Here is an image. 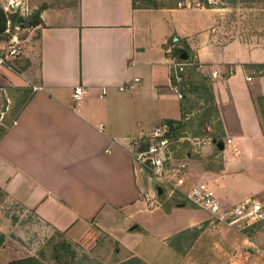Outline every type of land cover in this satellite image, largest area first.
Returning a JSON list of instances; mask_svg holds the SVG:
<instances>
[{"label":"crops","instance_id":"1","mask_svg":"<svg viewBox=\"0 0 264 264\" xmlns=\"http://www.w3.org/2000/svg\"><path fill=\"white\" fill-rule=\"evenodd\" d=\"M32 1L38 7L46 4L39 13L41 23L30 26L20 55L9 59H22L19 65L25 67L16 68L9 60L0 65V94L14 105L7 113V124L0 123L4 127L0 134L1 206L8 202L21 205L80 248L95 246L102 233H110L114 240L112 225L117 216H125L126 234L140 229L149 234L131 218L141 208L147 175L135 163L129 142L162 121L181 118L178 96L170 88L169 63L175 57L167 37L173 28H179L181 36L170 42L182 39L178 48L188 47L192 59L204 67L199 72L207 76L218 72L210 77V84L224 147L218 149L211 134L182 135L172 144L184 138L190 145L195 138L209 139L200 156L219 151L222 172L229 158L240 154L255 169L253 164L264 161V120L256 102L264 96V68L256 66L264 65V45L251 44L238 34L225 39L224 6L198 7L200 19L178 20L174 12L185 8L173 0L140 6L139 0ZM248 1L264 2L220 0L229 5ZM134 77L140 78L136 88L118 89ZM33 86L42 89L33 90ZM76 86L84 90L78 100L72 97ZM174 151L170 156L180 158ZM193 152L194 148L185 151L188 170L178 183L180 191L207 177L213 186L219 181L209 169L191 171L197 162ZM215 195L219 201L217 191ZM2 210L0 218L7 224ZM172 212L171 207L163 209L165 216ZM200 222L168 230L149 249L144 246L138 256L149 264H171L176 253L168 246V238L179 230L199 227ZM171 226L168 222L164 229ZM0 232L5 235L0 264L23 257L8 256L16 247L7 242L1 223Z\"/></svg>","mask_w":264,"mask_h":264},{"label":"rangeland","instance_id":"2","mask_svg":"<svg viewBox=\"0 0 264 264\" xmlns=\"http://www.w3.org/2000/svg\"><path fill=\"white\" fill-rule=\"evenodd\" d=\"M166 1L171 2L172 0ZM174 1L178 3L184 0ZM194 1L199 2L203 7H225V14H222V30L225 32V39L228 40L238 34L247 38V42L251 44L264 45V2L248 1L229 5V3H221L220 0ZM142 2L146 3L148 0H139L138 5H142ZM154 2L160 3L159 0H152L150 4L152 5ZM0 7L9 16L14 14L24 16L25 23L23 25L25 26H19L20 30H18L17 34V38L23 40L20 41L23 46L25 43L24 39L29 37L30 33V26H27V23L38 6L32 0H0ZM200 13L201 10L199 8H185V10L179 8L174 12V15L177 16L178 20H183L187 17L200 19ZM14 33L15 30H10L7 33L9 37H5V40L1 39L0 44L7 46ZM170 33L171 35L167 37L170 41L173 35L181 36L179 28H173ZM246 34H250L253 37ZM170 41L169 43L172 44V47L178 48L182 44V39L178 43H171ZM17 60H9L7 63L19 68L24 63L19 65V61H22V59ZM172 93L175 94V92ZM177 99L180 103L183 101L181 98L177 97ZM197 104V107L200 106L199 101ZM13 106V104L6 102L3 93L0 94V123L7 124L5 119L7 118V113L13 111ZM197 107L193 108L191 117H195L200 113L201 110L197 109ZM208 124V131L215 132L216 120L211 119ZM191 134L192 132L188 130V133L183 134V136L192 138ZM184 139L169 146L172 150H175L174 153L177 156L183 157L186 150L193 148L190 142L184 144L183 141H186ZM229 144L227 143V145ZM203 148L204 146L201 149ZM201 149L193 152L197 162L196 168H192L191 171L209 169L212 175L216 174L219 181L215 183L214 190L217 191V196L221 204H223V208L234 205L233 202L244 197L255 198L264 202V191L262 192L264 187V161L253 164V166H257V169H255L252 167V161L247 157H241L242 155L240 154V156L235 158H229L226 169L222 172L218 169V165L222 164V156L219 151L213 149L211 155L201 157ZM172 158L176 162L180 160L178 157V159ZM237 158H240L241 162H237ZM187 168L188 164L184 172L188 170ZM145 179L146 183L143 184V190L148 192V196L147 198L143 196L144 199L141 201L140 210L134 212L131 218L146 227L149 230V234L141 231V229L126 234L125 216H117L114 219V225H112L115 229L114 233H112L116 241H114L115 239L113 240L108 232L109 234L102 233L100 240L92 248H80L73 245L78 257L81 258L84 254L88 255V259L81 258L79 263L113 264L116 259L123 260L131 255L138 256L144 246H148L149 249L151 243L157 240L160 235L166 234L168 230L186 227L191 222H197L198 220L200 222L201 220L197 224L200 226L196 227L198 230L194 238H190L180 251H175L176 256H174L175 258H173L171 264H260L264 254V226L256 223L248 224L242 220L231 224L215 225L208 218L205 210L192 205L186 200H184L185 206L182 208L172 205L173 212L169 216H165L163 213L165 203L172 200V195L176 199H183L182 194L179 193V195L176 191L171 192L169 187L164 185L165 192L159 197L149 184V176ZM198 180V177L194 178V182ZM204 180L211 181L209 177L204 178ZM169 191L171 192L170 194ZM3 202V194L0 192V209L3 208L2 217L6 216L9 219V222L4 224L0 218V223L3 224L6 231L7 242L16 247V252L8 256H37L46 264H57L52 257L51 243L60 240L61 237L65 238L64 234L60 235L56 230L48 228L47 224L38 219L32 211L24 209L21 205L15 202H8L1 206ZM168 222L172 223V226L169 229H164V225L166 226ZM120 228H123V230ZM189 233L191 236L192 232ZM247 249H250V251ZM151 252L152 250L148 251V253ZM143 254L146 253L143 252Z\"/></svg>","mask_w":264,"mask_h":264},{"label":"built area","instance_id":"3","mask_svg":"<svg viewBox=\"0 0 264 264\" xmlns=\"http://www.w3.org/2000/svg\"><path fill=\"white\" fill-rule=\"evenodd\" d=\"M178 7L182 8H198L203 7L199 2L194 0H184L177 3ZM6 13V12H5ZM8 14L6 13V16ZM13 24V25H12ZM20 24L11 22V17L7 16L5 33H9L10 30H15V33L11 36V41L8 45L0 44V65L6 63L9 59L17 57L22 51V40L17 38L18 30H20ZM195 66L196 69H203V65L196 60L190 59H177L174 58L169 63L170 74L173 77L174 82L170 81V88L177 94L179 98L182 97L178 84L181 81V70L188 69ZM232 69L228 68V74L232 73ZM211 77L218 75L217 70H213L209 74ZM248 79H250L248 77ZM139 77L132 78L128 83L119 85V90H132L136 88L139 82ZM33 90L42 89L41 86H33ZM105 90L102 89V93ZM84 90L80 86L74 87L72 97L74 100L82 98ZM99 129H103V125L99 124ZM170 125L167 121H162L153 127L149 133L141 134L140 136L130 139V152L137 164L139 170L145 173L149 178H152L162 187L165 185L169 187L171 192L180 191L178 183L181 181L182 173L187 167L185 160L175 161L170 156L171 148L169 147L173 143V139L168 136ZM229 142L230 140L227 139ZM193 148L200 150L204 145L209 143V139L195 138L191 140ZM151 176V177H150ZM216 180V179H215ZM150 184V182H149ZM151 186V185H150ZM163 190L164 187H163ZM169 191V194L171 193ZM165 192V191H164ZM183 198L190 202L192 205L205 210L208 214V218L215 224H231L235 221L242 220L245 223H256L264 226V202L255 198H245L241 202H238L230 207L222 208L219 201L216 198L214 186L212 183L202 180L195 184H192L185 191H180ZM145 198L148 196V192L142 191ZM260 264H264V254L262 255Z\"/></svg>","mask_w":264,"mask_h":264},{"label":"trees","instance_id":"4","mask_svg":"<svg viewBox=\"0 0 264 264\" xmlns=\"http://www.w3.org/2000/svg\"><path fill=\"white\" fill-rule=\"evenodd\" d=\"M152 0H148L145 4L151 5ZM206 1V0H204ZM207 2V1H206ZM135 5V3H134ZM46 6L45 3L37 7V9L30 16V20L27 23V26H35L41 23V19L39 17L40 11ZM9 16V15H7ZM6 13L0 7V40L5 37L8 38V34L4 32L6 28ZM11 17V22L14 23L18 17V15L14 14L9 16ZM24 24V23H23ZM20 24V26H25ZM13 25V24H12ZM187 51V58L192 59L189 49L187 46H184ZM171 54L177 59H180L179 52L177 47H173L171 49ZM25 67V64L23 65ZM259 68H264V65H256ZM13 68V67H12ZM264 73V71H263ZM181 81L178 84L180 93L182 95L181 99L183 101L180 103L181 110V118L179 120L168 119L166 120L170 129L168 132V136L172 139L177 140L180 136L185 133H188V130L192 132V136H200L203 134H211L212 138H223L224 132L221 127V121L218 119L217 108L214 103V96L210 84V77L199 72L195 66L189 67L188 69L181 70ZM171 81L174 82L173 77H171ZM198 101L200 102V106L197 107ZM258 106L262 112L263 120H264V96H260L256 99ZM197 107V109L201 110L195 117H187L188 114L192 112V109ZM211 119L216 120L215 133H211L208 131L209 124L208 122ZM208 126V127H207ZM4 127L0 126V134L3 132ZM184 144H188L185 141ZM173 145V144H171ZM222 168V164L218 165V169ZM179 194V192H176ZM176 195V194H175ZM180 195V194H179ZM162 194L159 196L161 197ZM185 199H176L174 195H172V200L166 202L164 206V210L168 211L172 205L185 203ZM198 229L196 227L183 229L176 234L170 236L168 238L167 244L175 251H180L183 245L187 244L190 238H194L196 235V231ZM191 236H190V233ZM194 233V234H193ZM61 235V234H60ZM4 235L0 233V248L4 245ZM52 249V257L57 262V264H86L79 263V259L84 258L88 259V255L84 254L83 257H78L73 244H71L66 238H62L58 241L51 243ZM93 252V250H92ZM7 264H46L37 256H26L20 257L16 259H11ZM113 264H149L144 261L142 258L131 255L123 260H114Z\"/></svg>","mask_w":264,"mask_h":264},{"label":"water","instance_id":"5","mask_svg":"<svg viewBox=\"0 0 264 264\" xmlns=\"http://www.w3.org/2000/svg\"><path fill=\"white\" fill-rule=\"evenodd\" d=\"M16 23L17 24H23L25 23V18L23 15H18L17 19H16ZM177 36L176 35H173L172 37V41H177ZM178 52H179V57L180 59H186L187 58V51L185 48H178ZM211 142L214 143L216 145V147L220 150L223 149L224 147V142L222 139H216V138H212L211 139ZM150 185H151V188L155 191V194L157 196H160L161 194H163L164 190H163V187L162 185L158 184L154 179L150 178ZM185 203H179L177 204V206H184Z\"/></svg>","mask_w":264,"mask_h":264}]
</instances>
